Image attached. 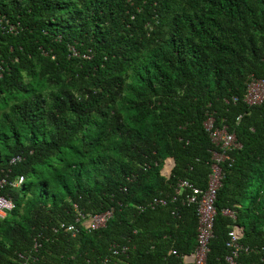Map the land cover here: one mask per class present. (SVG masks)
Returning <instances> with one entry per match:
<instances>
[{
	"label": "trees",
	"instance_id": "16d2710c",
	"mask_svg": "<svg viewBox=\"0 0 264 264\" xmlns=\"http://www.w3.org/2000/svg\"><path fill=\"white\" fill-rule=\"evenodd\" d=\"M251 77L264 80V0H0V196L13 206L0 264L29 252L30 264L177 263L168 252H192L196 217L174 188H205L207 114L240 147L220 163L205 264H226L232 225L253 249L234 264H264V98L242 101ZM108 210L102 228L76 221Z\"/></svg>",
	"mask_w": 264,
	"mask_h": 264
},
{
	"label": "built area",
	"instance_id": "2783aa9c",
	"mask_svg": "<svg viewBox=\"0 0 264 264\" xmlns=\"http://www.w3.org/2000/svg\"><path fill=\"white\" fill-rule=\"evenodd\" d=\"M264 98V80H258L250 78L246 82V92L243 95L242 101L247 105H255L262 102ZM236 121L238 118L235 119ZM202 128L207 134L211 144L215 147V150L211 152V162L209 165V172L206 177V183L204 189H199L193 186L189 181L182 179L179 180L174 188V195L183 197L185 204H191L194 206V213L196 217V230H195V246L189 254L177 255L175 251H169L171 255L178 258V262L174 264H205V258L209 251L208 244L213 237L212 225L215 215L214 201L216 192L221 186V169L220 163L226 159L228 151L237 149L240 147L236 141L233 133L228 132L225 126L215 127L213 124V117L210 114L205 116L202 122ZM19 158L15 157L10 162L18 161ZM23 177L18 176L17 179L11 184L13 187H17L22 183ZM5 185V179L0 178V188ZM185 192V193H183ZM183 193V195H182ZM153 204L164 205L163 200H152ZM12 203L8 198L0 196V213L9 211L12 209ZM221 214L234 220V213L229 210H222ZM111 217V211H105L99 214H94L88 217H83L78 214L76 221L82 225L84 229L96 230L104 227L106 221ZM65 231L74 233L76 231L72 224L60 225ZM242 236V228L232 225L227 232L225 247L227 254L224 257L226 264H234V259L239 253H249L253 249L243 246L239 243ZM33 245V250L35 249ZM125 249L122 248L121 252ZM115 253V252H114ZM18 264H30L32 261L31 253L26 255H18Z\"/></svg>",
	"mask_w": 264,
	"mask_h": 264
},
{
	"label": "crops",
	"instance_id": "0c3cea01",
	"mask_svg": "<svg viewBox=\"0 0 264 264\" xmlns=\"http://www.w3.org/2000/svg\"><path fill=\"white\" fill-rule=\"evenodd\" d=\"M171 159H172V158H171ZM169 162H170L169 167H168V168H167V167L165 168V165H166L167 163H169ZM170 167H171V160H170V158H167V159L164 160V162H163V164H162V167H161V170H160V174L162 175L161 172L163 171V169H165V170L168 169V171H170V169H171ZM172 167H173V166H172ZM166 171H167V170H166Z\"/></svg>",
	"mask_w": 264,
	"mask_h": 264
},
{
	"label": "water",
	"instance_id": "95a60500",
	"mask_svg": "<svg viewBox=\"0 0 264 264\" xmlns=\"http://www.w3.org/2000/svg\"><path fill=\"white\" fill-rule=\"evenodd\" d=\"M170 160H171V167H170V168H172V166L174 165V163H173V160H172L171 158H170ZM169 172H170V171H168L166 174H162V176H164V177H168Z\"/></svg>",
	"mask_w": 264,
	"mask_h": 264
},
{
	"label": "rangeland",
	"instance_id": "374dc122",
	"mask_svg": "<svg viewBox=\"0 0 264 264\" xmlns=\"http://www.w3.org/2000/svg\"><path fill=\"white\" fill-rule=\"evenodd\" d=\"M167 170V171H166ZM163 169V171L161 172L162 174H166L168 172V169Z\"/></svg>",
	"mask_w": 264,
	"mask_h": 264
}]
</instances>
